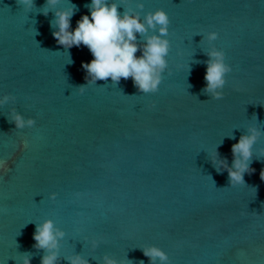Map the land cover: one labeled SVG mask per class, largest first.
<instances>
[{
    "label": "water",
    "instance_id": "95a60500",
    "mask_svg": "<svg viewBox=\"0 0 264 264\" xmlns=\"http://www.w3.org/2000/svg\"><path fill=\"white\" fill-rule=\"evenodd\" d=\"M45 2L26 11L0 0V98L10 97L0 105V264H23L24 254L41 264L47 253L32 237L46 220L64 233L55 264L74 255L150 264L141 249L152 246L168 264H264V134L245 184L231 186L212 162L218 153L231 166L250 126L264 133V0H116L142 18L169 16L167 68L148 94L131 78L88 84L91 52L56 43ZM90 3L56 9L76 6L75 29ZM212 49L232 68L219 100L203 91ZM12 110L35 126L15 129Z\"/></svg>",
    "mask_w": 264,
    "mask_h": 264
},
{
    "label": "clouds",
    "instance_id": "9594fccd",
    "mask_svg": "<svg viewBox=\"0 0 264 264\" xmlns=\"http://www.w3.org/2000/svg\"><path fill=\"white\" fill-rule=\"evenodd\" d=\"M18 5L23 6L26 11H31L35 6V0H16ZM60 0H46L40 13L47 16L51 9L54 19L51 21L52 32L56 43L65 50L73 46L87 47L93 59L90 62L82 63L88 84H93L97 80L107 81L109 78L114 84H118L121 79L131 78L134 86L141 93H156L162 82V74L167 68V59L170 42L167 39L169 34L170 19L163 9L147 12L143 18L140 13L125 7L116 0H91L86 5L90 15H83L77 21L75 29H71V18L77 11L75 5L67 8L56 9ZM123 6V13L118 8ZM136 7L143 10L144 5L137 3ZM149 30L153 32L148 35ZM143 38V44L138 43L137 36ZM209 41L218 38V33L211 31L206 37ZM141 52L137 56V52ZM205 61L207 67L204 76L205 87L203 91L209 94L212 99L223 98V88L226 76L232 71L229 64L225 62V53L221 50H209ZM86 85L79 87V92L85 91ZM10 97L8 95L0 98V105L6 104ZM8 122L15 125V129L22 130L25 127H34L35 119L27 120L19 112L12 110ZM261 132L256 126H250L247 134L241 135L238 142L231 147L232 163L229 166L226 158L216 159L218 153L213 156L212 162L217 166L219 172L223 168L228 173V180L231 186L245 184V173L254 171L250 167L253 147L257 142ZM23 147H27L24 143ZM0 167L6 168L5 162H0ZM260 178L264 181V169L260 172ZM55 199V193L51 195ZM64 233L57 229L52 220H46L42 224L36 225L33 233L35 243L33 247L46 251V255L41 258V264H55L58 257L59 239ZM143 254L149 258L150 264H168V255L155 246L141 249ZM104 264H117L114 259L105 256ZM69 264H87L79 255L67 257ZM23 264H30L29 254H24ZM139 264H143L140 261Z\"/></svg>",
    "mask_w": 264,
    "mask_h": 264
}]
</instances>
